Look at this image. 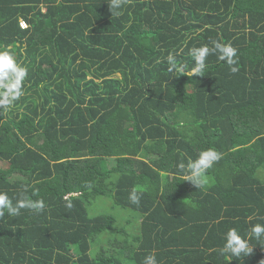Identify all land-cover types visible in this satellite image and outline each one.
<instances>
[{
  "label": "trees",
  "instance_id": "obj_1",
  "mask_svg": "<svg viewBox=\"0 0 264 264\" xmlns=\"http://www.w3.org/2000/svg\"><path fill=\"white\" fill-rule=\"evenodd\" d=\"M110 2L0 0V46L28 68L0 108V191L46 205L0 218V264H264V240L219 253L230 228L264 224V0H127L119 15ZM211 40L238 50V72L210 55L190 75ZM208 148L222 159L197 189L178 165ZM98 196L136 225L91 215Z\"/></svg>",
  "mask_w": 264,
  "mask_h": 264
},
{
  "label": "clouds",
  "instance_id": "obj_2",
  "mask_svg": "<svg viewBox=\"0 0 264 264\" xmlns=\"http://www.w3.org/2000/svg\"><path fill=\"white\" fill-rule=\"evenodd\" d=\"M127 3V0H111L109 7L112 15H119V10ZM215 55L218 61L228 65L230 72L236 73L238 67V50L230 43H223L219 40H211L208 44L201 45L191 50V56L195 62V66L191 68L190 75H204L208 67L207 58ZM168 71H178L177 64L173 54L168 56ZM188 74V73H187ZM28 76V68L17 60V53L13 51L11 46H0V108L10 109L24 95V82ZM222 159V153L215 148L202 150L195 160H190L186 165L180 163L178 165L179 172L184 181L191 182L197 189L205 188L209 183L207 175L215 163ZM142 189L134 188L129 195L132 204L140 203V192ZM75 196L76 193L70 194ZM68 201L66 207L71 208L72 203L69 195L65 196ZM45 202L43 199L32 200L24 196L16 199L7 192L0 191V218H3L5 212L8 216L17 217L21 214L22 209H29L33 212L40 213L45 210ZM264 240V224L256 223L251 225L250 229L241 234L236 228H230L224 236V243L219 249L221 256L241 258L248 256L253 252V246L250 241ZM143 264H159L155 253L147 255Z\"/></svg>",
  "mask_w": 264,
  "mask_h": 264
},
{
  "label": "rangeland",
  "instance_id": "obj_3",
  "mask_svg": "<svg viewBox=\"0 0 264 264\" xmlns=\"http://www.w3.org/2000/svg\"><path fill=\"white\" fill-rule=\"evenodd\" d=\"M113 161H114L113 158H108V162H107L108 165L114 163ZM0 165L4 166L3 162L0 161ZM257 174L259 178L264 179L263 165H260L257 168ZM13 178H16V176H14ZM98 212L110 213L115 215L116 216L115 223L117 225H122V223L125 222L123 218H128V217L132 220L134 226L136 225L135 213H132L130 209H124L120 206L114 205L108 197L98 196L93 200V202L89 206V213L93 215Z\"/></svg>",
  "mask_w": 264,
  "mask_h": 264
},
{
  "label": "built area",
  "instance_id": "obj_4",
  "mask_svg": "<svg viewBox=\"0 0 264 264\" xmlns=\"http://www.w3.org/2000/svg\"><path fill=\"white\" fill-rule=\"evenodd\" d=\"M20 25H21L22 27L25 26L24 21L20 20Z\"/></svg>",
  "mask_w": 264,
  "mask_h": 264
},
{
  "label": "crops",
  "instance_id": "obj_5",
  "mask_svg": "<svg viewBox=\"0 0 264 264\" xmlns=\"http://www.w3.org/2000/svg\"><path fill=\"white\" fill-rule=\"evenodd\" d=\"M20 20H22V19H20Z\"/></svg>",
  "mask_w": 264,
  "mask_h": 264
}]
</instances>
